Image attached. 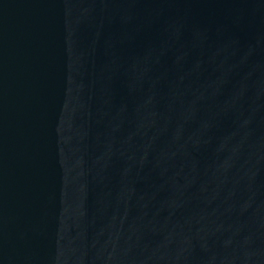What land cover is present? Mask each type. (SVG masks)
<instances>
[{"label": "water", "instance_id": "obj_1", "mask_svg": "<svg viewBox=\"0 0 264 264\" xmlns=\"http://www.w3.org/2000/svg\"><path fill=\"white\" fill-rule=\"evenodd\" d=\"M0 264H264V0H0Z\"/></svg>", "mask_w": 264, "mask_h": 264}]
</instances>
